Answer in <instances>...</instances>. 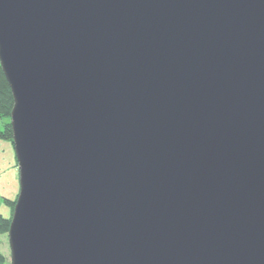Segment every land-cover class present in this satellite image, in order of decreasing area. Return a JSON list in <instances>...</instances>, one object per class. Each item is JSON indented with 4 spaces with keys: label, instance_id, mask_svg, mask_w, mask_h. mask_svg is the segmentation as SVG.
Returning <instances> with one entry per match:
<instances>
[{
    "label": "water",
    "instance_id": "obj_1",
    "mask_svg": "<svg viewBox=\"0 0 264 264\" xmlns=\"http://www.w3.org/2000/svg\"><path fill=\"white\" fill-rule=\"evenodd\" d=\"M0 66L11 264H264V0H0Z\"/></svg>",
    "mask_w": 264,
    "mask_h": 264
},
{
    "label": "rangeland",
    "instance_id": "obj_2",
    "mask_svg": "<svg viewBox=\"0 0 264 264\" xmlns=\"http://www.w3.org/2000/svg\"><path fill=\"white\" fill-rule=\"evenodd\" d=\"M7 123V119L0 120V132ZM19 190L20 170L14 146L10 141L0 138V215L4 218H10L12 214L5 200L17 201ZM0 253L9 264L12 263L8 235L0 237Z\"/></svg>",
    "mask_w": 264,
    "mask_h": 264
},
{
    "label": "trees",
    "instance_id": "obj_3",
    "mask_svg": "<svg viewBox=\"0 0 264 264\" xmlns=\"http://www.w3.org/2000/svg\"><path fill=\"white\" fill-rule=\"evenodd\" d=\"M14 108V98L8 81L0 66V120L7 119L9 123L5 124L3 131L0 132V138L10 141L13 144V133L10 125V117ZM6 204L11 208V217L4 218L0 215V237L9 234L11 221L13 217L16 201L6 199ZM0 264H9L6 257L0 253Z\"/></svg>",
    "mask_w": 264,
    "mask_h": 264
}]
</instances>
